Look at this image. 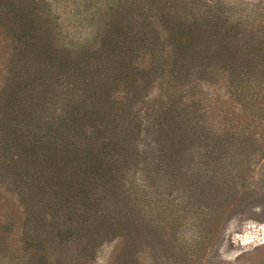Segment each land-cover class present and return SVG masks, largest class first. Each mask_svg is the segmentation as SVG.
<instances>
[{
  "label": "trees",
  "instance_id": "1",
  "mask_svg": "<svg viewBox=\"0 0 264 264\" xmlns=\"http://www.w3.org/2000/svg\"><path fill=\"white\" fill-rule=\"evenodd\" d=\"M42 3L0 0V142L7 149L17 145L20 164L72 165V171L66 192L49 196L59 198L49 204L54 214L40 215L43 205L34 216L33 199L22 220L34 224V232L52 227L57 236L52 238L64 242L85 233L91 242L92 228L105 232L114 224L137 243L144 220L124 182L137 156L132 143L141 114L158 121L162 149L173 152L166 160H179L190 141L205 133L197 122L207 96L216 107L231 102L224 112L238 115V124L229 118L217 128L224 131L223 145L236 149L222 163L228 165L221 176L226 169L228 176L221 187L215 185L210 209L222 213L233 201L242 205L245 191L227 179L245 164L243 152L236 151L264 141V20L234 18L206 2L199 4L200 14L192 12L194 6L180 12L136 3L124 8L118 0L103 13L105 22L89 44L61 47ZM151 87L157 92L149 97ZM256 148L264 153V144ZM59 188L53 193L63 191ZM216 198L220 202L214 204ZM100 209L106 212L97 213ZM94 219L100 221L93 226ZM0 224L6 230L7 223ZM197 224L204 228L203 218Z\"/></svg>",
  "mask_w": 264,
  "mask_h": 264
},
{
  "label": "rangeland",
  "instance_id": "2",
  "mask_svg": "<svg viewBox=\"0 0 264 264\" xmlns=\"http://www.w3.org/2000/svg\"><path fill=\"white\" fill-rule=\"evenodd\" d=\"M41 2L49 12L54 43L65 47L72 43L89 44L105 22L103 13L110 6H116L118 0ZM203 2L222 6L234 18L264 20V0H122L124 8L136 3L180 12L194 6L192 12L200 14L203 7L199 4ZM196 89L203 93L198 87ZM196 89H193V94ZM156 92L151 87L149 97ZM204 101L206 112L200 115L197 125L202 130L205 128V133L201 138L190 141L183 157L171 162L166 160L171 150L162 149L161 136L156 130L158 121L145 112L141 114L142 127L132 143L137 156L130 164V177L124 182L130 183L129 192L137 201V210L143 215H140L144 220L143 227L139 228L142 234L137 243L131 238L127 240L129 234L125 235L114 224L105 232L91 226L95 238L91 242L87 241V233L85 236L77 234L64 242L52 238L56 236L52 227L34 232L31 229L34 224L22 220L28 206L25 204L29 200L36 201V207L29 208L34 216L40 214L37 211L43 205L40 215L49 217L50 213L54 214L49 204L59 198L49 196L66 192L72 165L20 164L18 156L21 151L17 145L7 149L0 142V223L8 225L5 230L0 224V264H264V153L255 149L264 141L253 142L237 150V154L243 152L241 161L245 164H238L232 173L229 171L227 180L238 182L245 191L243 204L233 201L222 213L213 208L211 212V202L216 196L215 185L221 187L228 176V169L221 176L222 169L228 165L222 163L228 159L231 161L227 155L229 152L234 154L236 149L223 145L224 131L217 133V128L229 118L238 124L235 119L238 115L235 113L231 117L225 113L226 109H232L231 102L216 107L211 96ZM56 106L59 109V105ZM196 107L200 108L199 103ZM247 123L253 126L255 120L250 117ZM253 134L257 135L256 132ZM58 186L63 191L53 193L54 189L60 190ZM74 201L78 204V199ZM219 202L220 198L213 200L214 204ZM102 212H106L105 209L97 213ZM199 218H203L204 228L200 229L197 224ZM58 219L54 216V221ZM211 219L214 224L208 223ZM99 221L94 219L93 226ZM27 239L29 244L25 243Z\"/></svg>",
  "mask_w": 264,
  "mask_h": 264
}]
</instances>
